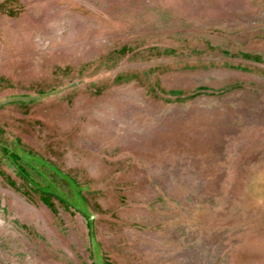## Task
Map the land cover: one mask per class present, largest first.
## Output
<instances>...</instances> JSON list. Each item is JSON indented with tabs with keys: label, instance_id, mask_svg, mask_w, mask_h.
Segmentation results:
<instances>
[{
	"label": "rangeland",
	"instance_id": "374dc122",
	"mask_svg": "<svg viewBox=\"0 0 264 264\" xmlns=\"http://www.w3.org/2000/svg\"><path fill=\"white\" fill-rule=\"evenodd\" d=\"M0 264H264V0H0Z\"/></svg>",
	"mask_w": 264,
	"mask_h": 264
}]
</instances>
